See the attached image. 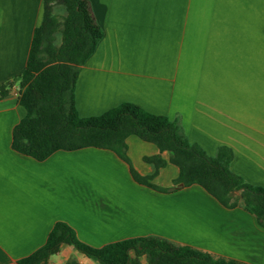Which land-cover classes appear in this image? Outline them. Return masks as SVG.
Segmentation results:
<instances>
[{
    "label": "crops",
    "instance_id": "1",
    "mask_svg": "<svg viewBox=\"0 0 264 264\" xmlns=\"http://www.w3.org/2000/svg\"><path fill=\"white\" fill-rule=\"evenodd\" d=\"M102 38L80 67V118L123 103L177 120L211 157L232 152L229 170L264 188V0H87ZM42 0H0V86L20 76ZM19 81L0 99V264L43 246L57 222L87 246L139 237L242 264H264V227L240 207L225 208L198 185H174L179 169L136 136L125 162L110 150H59L43 161L11 148L24 117ZM159 156L164 166L144 158ZM150 177L153 187L130 172ZM154 175V176H153ZM131 257L134 254L131 252ZM97 264L69 245L47 264ZM140 264H147L145 257Z\"/></svg>",
    "mask_w": 264,
    "mask_h": 264
},
{
    "label": "trees",
    "instance_id": "2",
    "mask_svg": "<svg viewBox=\"0 0 264 264\" xmlns=\"http://www.w3.org/2000/svg\"><path fill=\"white\" fill-rule=\"evenodd\" d=\"M62 6L65 14L53 12ZM56 34L60 41L57 44ZM102 38L87 0H42V18L34 29L23 73L0 86V99L19 81L18 102L24 117L12 130L11 148L37 161L56 151L93 147L110 150L129 163L125 140L129 136L154 144L170 154L169 162L179 169L174 185H198L225 208L240 207L264 227V188L245 183L229 170L232 152L221 147L213 157L191 144L177 120L146 112L132 103H123L99 116L80 118L75 109L74 86L80 67L94 52ZM155 166L159 157L144 158ZM133 179L153 187L150 177H140L132 168ZM153 175V176H154ZM69 245L97 264H242L216 258L187 246L158 237H139L93 248L80 242L71 227L57 222L40 248L15 264H47L61 246ZM131 252L134 257H131ZM64 264H78L74 259Z\"/></svg>",
    "mask_w": 264,
    "mask_h": 264
},
{
    "label": "rangeland",
    "instance_id": "3",
    "mask_svg": "<svg viewBox=\"0 0 264 264\" xmlns=\"http://www.w3.org/2000/svg\"><path fill=\"white\" fill-rule=\"evenodd\" d=\"M53 12H54L56 15H58L59 17H60V16H63V15L65 14L63 7H62V6H59V5H56V6L54 7ZM59 41H60V36H59V34H56V40H55V42L58 44Z\"/></svg>",
    "mask_w": 264,
    "mask_h": 264
},
{
    "label": "water",
    "instance_id": "4",
    "mask_svg": "<svg viewBox=\"0 0 264 264\" xmlns=\"http://www.w3.org/2000/svg\"><path fill=\"white\" fill-rule=\"evenodd\" d=\"M183 185L182 184H179L178 187H182Z\"/></svg>",
    "mask_w": 264,
    "mask_h": 264
}]
</instances>
